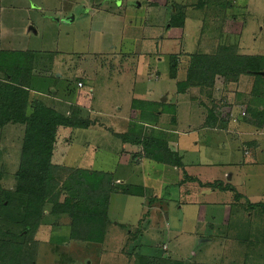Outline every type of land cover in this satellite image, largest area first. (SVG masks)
I'll return each mask as SVG.
<instances>
[{
    "label": "rangeland",
    "instance_id": "rangeland-1",
    "mask_svg": "<svg viewBox=\"0 0 264 264\" xmlns=\"http://www.w3.org/2000/svg\"><path fill=\"white\" fill-rule=\"evenodd\" d=\"M198 1L75 0L72 10H62L70 0H0V54L34 55L44 78L34 84L37 93L49 88V98L71 104L56 105L60 112L73 105L93 123L69 129L71 137L60 130L57 161L112 174L118 192L103 245L69 241L68 217H50L47 209L35 235L36 264H137V256H127L136 247L170 263L264 264V127L244 121L247 106L264 110V79L254 96V75L228 84L217 77L214 98L222 106L212 126L199 88L177 92L187 54H213L226 43L242 55L264 56V0L192 8ZM179 4L188 7L182 28L170 22ZM172 55L181 61L177 79L169 71ZM133 100L162 112L157 127L141 121ZM23 132L0 131L5 189L15 185ZM138 134L168 143L179 162L144 153L133 144Z\"/></svg>",
    "mask_w": 264,
    "mask_h": 264
},
{
    "label": "trees",
    "instance_id": "trees-1",
    "mask_svg": "<svg viewBox=\"0 0 264 264\" xmlns=\"http://www.w3.org/2000/svg\"><path fill=\"white\" fill-rule=\"evenodd\" d=\"M212 3L231 8L235 0H199L192 8L202 10ZM243 7L246 10V3ZM187 8L174 5L172 26L184 27ZM237 50L236 44L222 43L213 54H187L185 78L177 82V92L187 94L189 89L199 88L205 94L207 106H204L209 110L207 126L217 123L216 111L222 106L214 98L217 77L228 84L254 75L257 79L252 90L254 96L264 79L260 76L264 75V56L242 55ZM0 55V131L8 126L24 129L13 189L4 188L5 170L0 169V264H36L39 243L35 235L43 226L47 209L50 217H68L69 241L103 245L114 226L108 216L111 197L118 193L113 175L67 166V158L57 161L60 130L67 131L66 136L71 137L72 131L89 129L93 123L80 118L78 107L71 106L70 115L57 110L48 99L52 96L49 88L45 93L48 96L41 95L42 91L37 93L34 84L43 85L44 78L37 72L34 55L21 52ZM180 66L179 57L172 55L169 71L173 79L178 78ZM132 107L140 111L141 121L150 122L153 127L159 125L162 112L154 110L153 103L133 100ZM247 114L249 119H244L247 125L264 127V110H254L249 105ZM133 144L142 145L144 153L153 157L163 155L170 165L179 162L168 143L148 141V136L138 134ZM123 194H126L125 187ZM131 235L135 240L142 234L139 231ZM127 256L129 262L131 256H137V264H179L154 260L142 255L138 247L132 248Z\"/></svg>",
    "mask_w": 264,
    "mask_h": 264
},
{
    "label": "crops",
    "instance_id": "crops-1",
    "mask_svg": "<svg viewBox=\"0 0 264 264\" xmlns=\"http://www.w3.org/2000/svg\"><path fill=\"white\" fill-rule=\"evenodd\" d=\"M71 2H70V4H68L66 7H62V10H72L73 9V3L75 2V0H70ZM19 7H21V6H19ZM71 12V11H70ZM92 14L94 15L95 14V11H93L92 12ZM70 19V21H67V20H69ZM61 21V19H59V20H57V22H60ZM75 21V16L74 15H72L71 17H69L68 19H66V22L67 23H70V22H74ZM30 31H34V33H36V30H34L33 28H30ZM40 91H42V90H40ZM42 92H44V91H42ZM55 92H57V91H55ZM41 95H43V96H46V94L45 93H41ZM62 98V97H61ZM47 99V98H46ZM48 99L49 100H51V103H54L55 104V107H56V105L59 107V108H61V107H64L65 108V106H67V105H71L69 102H66V99H64V98H62V99H60V98H49L48 97ZM249 103V102H248ZM73 106V105H72ZM58 107H56V109L57 110H59L58 109ZM67 111V110H66ZM66 111H62L63 113H65L66 115H68V113H66ZM72 134V133H71ZM197 145V144H196ZM77 168H79V166H76ZM110 204H111V201H110ZM109 212H110V205H109V210H108V216H109ZM109 218H111L110 216H109ZM111 220V219H110ZM116 225V224H115Z\"/></svg>",
    "mask_w": 264,
    "mask_h": 264
},
{
    "label": "built area",
    "instance_id": "built-area-1",
    "mask_svg": "<svg viewBox=\"0 0 264 264\" xmlns=\"http://www.w3.org/2000/svg\"><path fill=\"white\" fill-rule=\"evenodd\" d=\"M82 85L81 84H79V87H81Z\"/></svg>",
    "mask_w": 264,
    "mask_h": 264
},
{
    "label": "water",
    "instance_id": "water-1",
    "mask_svg": "<svg viewBox=\"0 0 264 264\" xmlns=\"http://www.w3.org/2000/svg\"><path fill=\"white\" fill-rule=\"evenodd\" d=\"M67 21H70V19H69V20H67Z\"/></svg>",
    "mask_w": 264,
    "mask_h": 264
}]
</instances>
